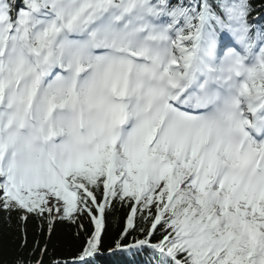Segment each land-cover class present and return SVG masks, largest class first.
<instances>
[{
  "label": "snow or ice",
  "instance_id": "snow-or-ice-1",
  "mask_svg": "<svg viewBox=\"0 0 264 264\" xmlns=\"http://www.w3.org/2000/svg\"><path fill=\"white\" fill-rule=\"evenodd\" d=\"M0 214V264H93L112 222L147 264H264V0H0Z\"/></svg>",
  "mask_w": 264,
  "mask_h": 264
},
{
  "label": "trees",
  "instance_id": "trees-1",
  "mask_svg": "<svg viewBox=\"0 0 264 264\" xmlns=\"http://www.w3.org/2000/svg\"><path fill=\"white\" fill-rule=\"evenodd\" d=\"M117 226L115 222L110 223L99 252L92 258L93 264H147V252L115 249L111 237L114 236ZM31 229L32 225H29V230L31 231ZM11 231H14V228L9 229L4 215L0 214V234L7 235ZM74 233V228H70L66 224H57L53 234V246L57 249L58 254H62L69 259L79 246V241L73 239Z\"/></svg>",
  "mask_w": 264,
  "mask_h": 264
}]
</instances>
